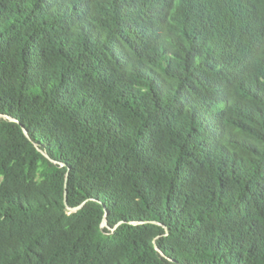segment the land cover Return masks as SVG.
Segmentation results:
<instances>
[{
  "label": "trees",
  "instance_id": "obj_1",
  "mask_svg": "<svg viewBox=\"0 0 264 264\" xmlns=\"http://www.w3.org/2000/svg\"><path fill=\"white\" fill-rule=\"evenodd\" d=\"M0 264H264V0H0Z\"/></svg>",
  "mask_w": 264,
  "mask_h": 264
}]
</instances>
